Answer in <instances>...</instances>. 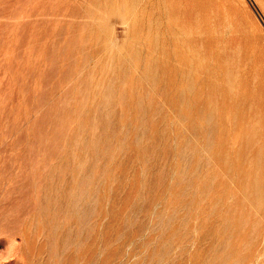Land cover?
<instances>
[{"label":"rangeland","instance_id":"obj_1","mask_svg":"<svg viewBox=\"0 0 264 264\" xmlns=\"http://www.w3.org/2000/svg\"><path fill=\"white\" fill-rule=\"evenodd\" d=\"M0 264H264V0H0Z\"/></svg>","mask_w":264,"mask_h":264},{"label":"bare ground","instance_id":"obj_2","mask_svg":"<svg viewBox=\"0 0 264 264\" xmlns=\"http://www.w3.org/2000/svg\"><path fill=\"white\" fill-rule=\"evenodd\" d=\"M192 10V9H191ZM193 26V25H192Z\"/></svg>","mask_w":264,"mask_h":264}]
</instances>
